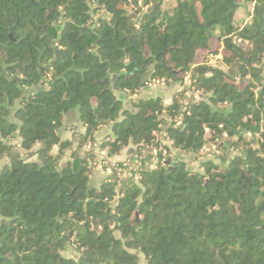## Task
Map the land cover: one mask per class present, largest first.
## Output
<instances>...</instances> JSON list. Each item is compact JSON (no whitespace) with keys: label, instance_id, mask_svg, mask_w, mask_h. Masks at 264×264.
Masks as SVG:
<instances>
[{"label":"trees","instance_id":"trees-1","mask_svg":"<svg viewBox=\"0 0 264 264\" xmlns=\"http://www.w3.org/2000/svg\"><path fill=\"white\" fill-rule=\"evenodd\" d=\"M1 158L0 264H264V0H0Z\"/></svg>","mask_w":264,"mask_h":264},{"label":"rangeland","instance_id":"rangeland-1","mask_svg":"<svg viewBox=\"0 0 264 264\" xmlns=\"http://www.w3.org/2000/svg\"><path fill=\"white\" fill-rule=\"evenodd\" d=\"M162 8L164 9V8H167L166 7V3L165 4H163L162 5ZM247 13L245 12V15L244 16H242L241 17V19L243 18V20H245L246 19V17H247V15H246ZM216 56H220V53L219 54H217V55H211L210 57H209V59L210 58H213L214 60H215V65H217V60L218 59H216L217 57ZM176 91V85L175 86H166V85H164V86H161V87H159V88H157L156 90H154V91H151V93H149V94H147L146 92H142L140 95H137V99L139 100V99H142V98H150V97H153V98H157V97H162L163 99H164V101H166L168 98H171L173 95H174V92ZM118 97L120 98H123V96L121 95V94H118ZM171 102V101H170ZM169 102V103H170ZM78 121V116H77V113H76V111H72V112H70V114L67 116V119H66V125L67 126H74L76 123H78L77 122ZM68 128V127H67ZM106 130V131H105ZM104 131H101L100 133H102L103 135H102V137L100 138V137H98V138H100L101 140L105 137V136H108V134L110 133H108L107 131H109V130H107V129H105ZM66 131H68L66 128L65 129H63L62 130V136L64 137V136H66V133H64V132H66ZM69 133L71 132V131H68ZM107 132V133H106ZM74 134H73V132H72V136H73ZM62 137V138H63ZM65 138V137H64ZM63 138V139H64ZM74 139H77V137H75ZM78 140H75V142H77ZM20 142V140L19 139H15V141H14V144H17V143H19ZM84 151H86V152H90L88 149H85ZM186 155H183V156H179L178 158L180 159V160H185V161H188L190 158L188 157V156H186ZM189 158V159H188ZM121 159H123V158H116V162H121ZM192 159V158H191ZM100 161V160H99ZM215 161L217 162V163H219L220 162V159H218V158H215ZM0 163H1V166H0V169H2V165L4 164V163H8V160L6 159V158H1L0 159ZM189 167H190V169H192V170H196L197 168H199V166L201 165L200 164V162H196V161H193V160H189ZM104 165H106V166H109L107 163H102L101 164V162H100V166L96 169V171H95V174H94V176H93V179H92V186L93 187H97V186H99L100 185V183L104 180V179H106V178H108V176L110 175V173H111V168H109V167H104ZM124 178H126V177H124ZM73 254H75L74 253V251L73 250H71V249H69L67 252H65L64 253V256H66V257H71Z\"/></svg>","mask_w":264,"mask_h":264},{"label":"built area","instance_id":"built-area-1","mask_svg":"<svg viewBox=\"0 0 264 264\" xmlns=\"http://www.w3.org/2000/svg\"><path fill=\"white\" fill-rule=\"evenodd\" d=\"M166 1H168V0H166ZM141 4L142 3H140V5ZM216 57H217L216 59L220 58V56H216ZM209 63H210V65H213V66H215V64H216L215 60L213 58H210ZM164 85H165L164 80H162V81L153 80L151 82L146 83V86H147L148 90H150V91H154L157 88L164 86ZM189 90H192V82H191L190 78L187 77L184 81V84H182L177 89V91L179 92V94H182L184 91H187V96H191V92H189ZM194 94H195V98L199 100L200 99V92H196ZM184 103H185L184 105L186 106L187 103L186 102H184ZM183 110L186 111V107H183ZM221 128H222V126H221ZM206 133L207 134L209 133L208 129H206ZM101 141H102L101 139L100 140L98 139L94 144L86 146L85 149H88L90 152H93L94 154L99 156V160L101 161V163L104 162V163H107L108 165L112 164L113 166H117L119 162H116V158L115 159H107L105 156L106 153L104 151H101V149H100ZM217 142H218V140H217ZM203 154L205 155L206 158H209V159L213 158L215 155L219 154L218 144L216 142L206 143L203 147ZM156 161H157V158H154L153 162L156 163ZM137 162H138V159H135L132 161V163L129 164V162H127L126 160L121 159L120 163H122L124 168L127 169L124 173H122V177L128 178L130 176V172H131V164H136ZM135 180L138 181L139 178L136 176Z\"/></svg>","mask_w":264,"mask_h":264},{"label":"flooded vegetation","instance_id":"flooded-vegetation-1","mask_svg":"<svg viewBox=\"0 0 264 264\" xmlns=\"http://www.w3.org/2000/svg\"><path fill=\"white\" fill-rule=\"evenodd\" d=\"M18 23L19 22H17V25H18ZM47 27H48V25H46V26H43V27H41L43 30H45V29H47ZM9 33H8V37H9V39H10V42H9V44H17V43H20V41L21 40H16L15 38H14V28L13 27H9ZM29 36V34H27V37ZM58 45H57V43L55 42V44H54V47H55V50H58L59 49V46L57 47ZM61 49V48H60ZM55 60H56V56H55ZM57 61V60H56ZM25 70H27V67L25 66ZM20 77V79H24L25 78V76L24 75H20L19 76Z\"/></svg>","mask_w":264,"mask_h":264},{"label":"crops","instance_id":"crops-1","mask_svg":"<svg viewBox=\"0 0 264 264\" xmlns=\"http://www.w3.org/2000/svg\"><path fill=\"white\" fill-rule=\"evenodd\" d=\"M146 93L149 94V93H151V91H148V90H147ZM171 99H172V97H171V98H168L165 102L168 104V103L171 101ZM77 122H78V121H77ZM76 126H77V125H76ZM79 130H80V129H79ZM103 131H104V130H103ZM105 131H106V130H105ZM105 131H104V132H105ZM107 132L109 133V131H107ZM107 132H106V133H107ZM64 133H66V136H64L65 138L62 136V131H61V133H60L61 138L63 137L65 140H73L72 132L69 133L68 131H66V132H64ZM110 134H111V133H109L108 136H109ZM102 135H103V134L100 133V134L98 135V137L101 138ZM63 138H62V139H63ZM100 138H98V139L100 140ZM185 157H186V156H185ZM0 166H1V163H0Z\"/></svg>","mask_w":264,"mask_h":264},{"label":"water","instance_id":"water-1","mask_svg":"<svg viewBox=\"0 0 264 264\" xmlns=\"http://www.w3.org/2000/svg\"><path fill=\"white\" fill-rule=\"evenodd\" d=\"M67 51L66 50H55L56 60H63Z\"/></svg>","mask_w":264,"mask_h":264}]
</instances>
